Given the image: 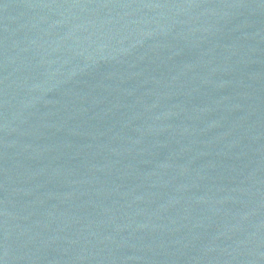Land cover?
<instances>
[{"label":"water","instance_id":"water-1","mask_svg":"<svg viewBox=\"0 0 264 264\" xmlns=\"http://www.w3.org/2000/svg\"><path fill=\"white\" fill-rule=\"evenodd\" d=\"M0 264H264V0H0Z\"/></svg>","mask_w":264,"mask_h":264}]
</instances>
